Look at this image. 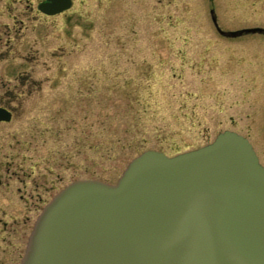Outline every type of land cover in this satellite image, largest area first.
I'll use <instances>...</instances> for the list:
<instances>
[{
  "label": "rangeland",
  "instance_id": "1",
  "mask_svg": "<svg viewBox=\"0 0 264 264\" xmlns=\"http://www.w3.org/2000/svg\"><path fill=\"white\" fill-rule=\"evenodd\" d=\"M16 1V15L0 9L16 31L0 36V104L13 112L0 123L2 264H18L65 186L115 184L145 151L173 157L231 131L264 166V36L225 38L210 18L264 28V0H72L53 18Z\"/></svg>",
  "mask_w": 264,
  "mask_h": 264
},
{
  "label": "water",
  "instance_id": "2",
  "mask_svg": "<svg viewBox=\"0 0 264 264\" xmlns=\"http://www.w3.org/2000/svg\"><path fill=\"white\" fill-rule=\"evenodd\" d=\"M56 15L71 0H45ZM225 38L263 28L222 31ZM10 113L0 109V122ZM19 264H264V167L249 141L224 131L168 157L145 151L115 184L77 180L36 218Z\"/></svg>",
  "mask_w": 264,
  "mask_h": 264
},
{
  "label": "flooded vegetation",
  "instance_id": "3",
  "mask_svg": "<svg viewBox=\"0 0 264 264\" xmlns=\"http://www.w3.org/2000/svg\"><path fill=\"white\" fill-rule=\"evenodd\" d=\"M71 1H72V0H71ZM15 2H17V1H16V0H0V9L2 8V10H3V14H6V15H8V16H11L10 12H11V13L15 12V15H16V12H17V6H16ZM48 3H49V2H47V1H45V0H39V1L36 2V4H35V12L37 13L36 16L40 15V16L45 17V18H53V17H55V16H58V15H60V14H64L65 12H67V11H65V12L60 13V14H58V15H47V14L41 12L40 9H39V6H40V5H46V4H48ZM11 6H14L13 9L11 8ZM71 7H72V6H71ZM70 9H71V8H70ZM70 9H69V10H70ZM69 10H68V11H69ZM29 12H30V13L34 12V11H33V8H30V7H29ZM13 18L15 19V16H14ZM5 19H6L5 16H1V15H0V36H2L3 33H6V32H7V29H10L13 33H16L15 29H13V27L15 26V23L13 24L12 27H10V26L6 23V20H5ZM1 55H3V56L5 57V56L7 55V50L5 49V52H4V51H3V52H0V56H1ZM0 109H4V110L8 111V112L10 113V116H11L9 122H0V123H10L11 120H12V118H13V112H12V110L8 107V104H7V103H6L5 105H1V104H0ZM1 242H2V241H0V244H1ZM4 244H5V243H4ZM4 248H5V247H4ZM4 251H5V249L2 250V253H3ZM21 257H22V255H21ZM21 257H20V259H21ZM20 259H19V261H20ZM0 264H2V260L0 261Z\"/></svg>",
  "mask_w": 264,
  "mask_h": 264
}]
</instances>
